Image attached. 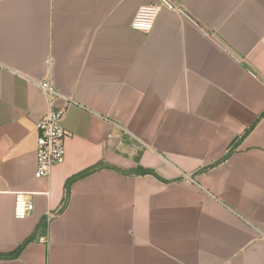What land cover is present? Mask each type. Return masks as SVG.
Here are the masks:
<instances>
[{
    "label": "crops",
    "instance_id": "crops-1",
    "mask_svg": "<svg viewBox=\"0 0 264 264\" xmlns=\"http://www.w3.org/2000/svg\"><path fill=\"white\" fill-rule=\"evenodd\" d=\"M152 1L0 0V264H264V0Z\"/></svg>",
    "mask_w": 264,
    "mask_h": 264
},
{
    "label": "built area",
    "instance_id": "built-area-1",
    "mask_svg": "<svg viewBox=\"0 0 264 264\" xmlns=\"http://www.w3.org/2000/svg\"><path fill=\"white\" fill-rule=\"evenodd\" d=\"M180 6L177 0H153L152 2L140 5L130 23L131 27L149 32L162 8L176 10ZM46 96L47 108L40 118L37 129L36 144V176H47L56 164L63 162L65 156V139L68 132L62 127L61 122L64 118L66 107L71 100L66 98V103L56 106L55 101L64 97L49 78L36 81ZM32 209V203L26 198L24 192H14V217L24 218Z\"/></svg>",
    "mask_w": 264,
    "mask_h": 264
}]
</instances>
